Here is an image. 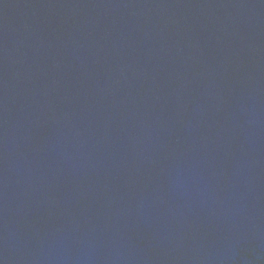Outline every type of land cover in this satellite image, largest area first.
Here are the masks:
<instances>
[{
    "label": "water",
    "instance_id": "water-1",
    "mask_svg": "<svg viewBox=\"0 0 264 264\" xmlns=\"http://www.w3.org/2000/svg\"><path fill=\"white\" fill-rule=\"evenodd\" d=\"M0 264H264V0H0Z\"/></svg>",
    "mask_w": 264,
    "mask_h": 264
}]
</instances>
